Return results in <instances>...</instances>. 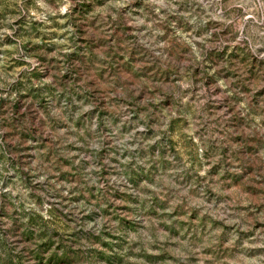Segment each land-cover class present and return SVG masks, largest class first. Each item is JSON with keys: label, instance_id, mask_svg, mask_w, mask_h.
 I'll return each instance as SVG.
<instances>
[{"label": "rangeland", "instance_id": "374dc122", "mask_svg": "<svg viewBox=\"0 0 264 264\" xmlns=\"http://www.w3.org/2000/svg\"><path fill=\"white\" fill-rule=\"evenodd\" d=\"M0 264H264V0H0Z\"/></svg>", "mask_w": 264, "mask_h": 264}]
</instances>
